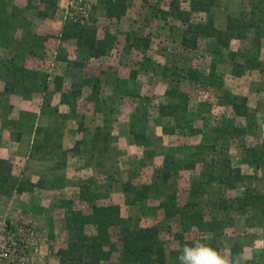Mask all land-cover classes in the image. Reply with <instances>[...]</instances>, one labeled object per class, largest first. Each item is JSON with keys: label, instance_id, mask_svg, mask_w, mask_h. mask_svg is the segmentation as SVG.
<instances>
[{"label": "rangeland", "instance_id": "obj_1", "mask_svg": "<svg viewBox=\"0 0 264 264\" xmlns=\"http://www.w3.org/2000/svg\"><path fill=\"white\" fill-rule=\"evenodd\" d=\"M126 1V13L121 18H111L107 15V0H83L81 4L75 0L70 7L72 14L66 13V0H57L56 12L50 15L60 33L65 23L73 22L96 29L100 37L105 32L116 36V51L108 56L116 54L123 60L122 77L115 85L116 91H121L107 93L105 85L102 104L97 92H86L84 98L54 92L55 96L51 94L44 101L51 106L49 122L57 127L15 131L20 134L21 148L18 147L17 161L8 162L5 169L9 181L0 194V228L7 223L33 226L37 238L31 242L30 258L38 264H61L57 253L67 244L66 216L75 208L89 210L94 204H117L124 219L159 227L168 264L178 261L177 250L190 236L205 237L229 254L243 251L249 257L248 264H264V253L256 251L264 247V216L260 211L264 210V201L256 209L241 208L237 202L246 187L263 191L264 164L244 158L246 149L260 148L264 139V0H175L179 5L176 14L170 8L171 0ZM86 2L88 15L84 16L81 5ZM40 6V12H52L54 8H47L48 3ZM257 6L260 9H255ZM231 15L253 18L255 27L247 37L233 38L224 46L214 37L200 35L194 45L195 24L212 20L216 27L225 29ZM60 33L59 39L64 40ZM136 34L150 38L151 45L134 47ZM184 34L188 41L182 44ZM108 56L107 62H116ZM59 58H65L64 52ZM124 60H132V67ZM60 66L65 68L64 64ZM188 69L196 70L198 79L186 78ZM94 79L91 77L87 85L92 87ZM133 79L138 81L133 84ZM98 87L99 94V81ZM234 103L246 106L248 114L237 116ZM97 108L100 113L105 111L112 126L133 113L136 151L130 158L122 156L117 160L114 155L110 163L102 166L106 169L100 175L88 172L89 163L79 167V172H65L56 163L65 157V132L60 126L70 121L75 126L72 131L76 140L90 138V131L80 130L85 124L95 125ZM2 111L6 119L11 111L7 102ZM42 121L28 111L19 120L11 119L9 125L16 130ZM105 132H101V143L116 136L106 138ZM125 133L120 129L117 138ZM44 142L54 150L39 153ZM39 158L51 162L34 160ZM227 165L241 168L247 177L233 181L232 187H227V182L220 185L216 178ZM166 171L168 179L163 176ZM88 177L101 182L89 183ZM193 184L204 193L198 196L200 203L195 209L205 213L213 228L205 232L198 227L189 233L178 216L166 217L159 207L170 193H176L181 204L193 200L189 193ZM146 186L150 187L149 197L134 204L128 202L127 198H135L136 192ZM117 256L114 253L112 260L104 264H117Z\"/></svg>", "mask_w": 264, "mask_h": 264}, {"label": "crops", "instance_id": "obj_2", "mask_svg": "<svg viewBox=\"0 0 264 264\" xmlns=\"http://www.w3.org/2000/svg\"><path fill=\"white\" fill-rule=\"evenodd\" d=\"M39 2V0H0V100H5L0 102V159H7V162H14L18 158L20 134L15 131H23L26 127L34 131L57 127L56 123L49 122L51 106H48V103L44 101L48 96L50 98L51 94L55 96L54 92L57 95L60 92L61 95L66 93L72 98L80 96L84 98V93H93L91 85H87L90 82L86 81H91V77L100 80V92L97 94L101 97L100 102L103 101L102 89L105 88V85L108 87L107 93L113 90L115 95L121 91V89L116 91L117 86L115 87V85L120 82L119 79L122 77L120 68L123 65V60H120L116 54H111V57H109L110 55L106 56L115 58L116 62L111 60L107 62L106 56L99 58L90 56L88 49L79 45L76 38L59 39L60 32L56 29L55 19L51 15L40 14V5L42 4ZM98 35L100 34L98 33ZM112 51L115 52L116 49L113 48ZM63 52L65 58L61 59L59 55L61 57ZM112 63L116 64L111 65ZM124 63L131 67L133 64L132 60H124ZM61 64H64L65 68H62ZM26 70H31L34 74L23 78L22 73ZM137 81V79H133V84ZM41 83H45V87H42ZM130 83L129 85H131ZM79 84H82L80 89L76 87ZM102 84H104L103 87ZM26 85L30 89H27ZM79 92L81 94H77ZM88 100H91V97ZM4 102H7L11 107L10 114L8 113L6 119L4 118L5 113L2 111ZM28 111L35 113L37 120L44 121L31 122V127L24 124L21 129L16 130L11 127V119L19 120L21 114ZM69 112H73L72 107ZM132 114L131 112V114L125 115V119L120 118L118 124L112 126L107 120L105 111L100 113L97 108L96 114L93 115L96 119L95 125L85 124L84 129L80 130L91 132L90 138L85 136V140H82L81 137L79 138L81 140L75 139L72 131L75 126L70 121L64 126H60L65 132L62 148L65 157L61 163H58L59 160L56 162L57 166L63 167L65 172L70 173L79 172V167L89 163L91 168L86 171L96 172L100 175L101 170L106 169L102 166L110 163L109 161L114 155H117V160L122 156L133 157L131 155L136 151L137 145L132 138ZM120 129L127 133L123 137L119 136L118 139L117 134ZM102 130L106 131V138H111L113 134L116 136L101 143ZM41 145L39 153L44 149L54 150L48 142H44L43 147ZM79 147L81 151H79ZM87 148L88 151H86ZM34 160L51 162L50 159L42 160V158ZM40 165L39 168L43 169L42 163ZM88 178L89 183L101 182L97 181L95 177Z\"/></svg>", "mask_w": 264, "mask_h": 264}, {"label": "trees", "instance_id": "obj_3", "mask_svg": "<svg viewBox=\"0 0 264 264\" xmlns=\"http://www.w3.org/2000/svg\"><path fill=\"white\" fill-rule=\"evenodd\" d=\"M39 3H48L47 8H53L52 12H40L42 15H50L56 12L57 0H39ZM170 8L176 14L175 9H179L178 3L175 0L170 1ZM196 4V3H195ZM199 4V3H197ZM107 15L111 18H121L128 8L126 0H107ZM205 10V8H201ZM255 9H260L259 6ZM262 10V8H261ZM171 12V13H172ZM186 19L185 21H187ZM261 22H264V15L261 17ZM188 23V22H185ZM197 44L200 35H208L214 37L219 44L224 46L229 45L233 38H245L250 31L255 27L253 18H238L234 16L228 17L227 27L225 29L218 28L214 25V21L210 20L207 24H195ZM64 40L69 38H76L78 44L88 49L89 55L95 58L108 55L115 47L116 36L105 32L102 37H99L98 31L94 28H88L78 23H65L62 31ZM188 41L185 34L183 36L182 44ZM127 40H129L127 38ZM134 47L140 48L143 46H150V38L136 34L134 38ZM34 74L31 70H26L22 73L25 76H32ZM186 78L190 80L198 79L196 70H186ZM91 82L90 80H86ZM92 83L93 94H98L99 78L94 79ZM45 87L44 84H40ZM27 89L28 86L26 85ZM97 88V89H96ZM80 91V90H79ZM234 112L237 116H246L248 109L246 106H240L237 103L233 104ZM240 131L239 128L235 130ZM134 135V132H133ZM215 147V146H214ZM259 152V156L256 153ZM251 153V154H250ZM246 157L244 159L256 160L258 163L264 164V139L261 140L260 148L246 149ZM253 156V157H252ZM247 161V162H248ZM229 164V163H227ZM8 162L0 159V194L3 193L9 177L6 175V166ZM189 167V165L187 166ZM194 167V166H190ZM168 171L163 176L169 178ZM225 175V176H222ZM247 175L243 174L239 167L230 168L229 165L221 168L220 175L216 178L220 185L227 182V187L233 186V181L238 182L244 180ZM193 184L190 194L193 200H188L181 204L176 193L167 194L165 200L161 201L159 207L163 209L166 217L178 216L181 220V225L184 230L192 233L195 228H200L203 232L213 229L209 227L210 220L205 218V213L200 209H195L200 202V197L204 193L199 191ZM21 191L18 188H12ZM145 189V191H144ZM150 195V187L146 186L142 190L136 192V197L133 199L127 198L129 203H137ZM144 201V200H143ZM264 201V176H263V191L252 190L246 187L243 196L237 199L241 208L251 207L256 209ZM146 202V201H144ZM261 215L264 216V210H261ZM65 228L68 234L67 244L58 250V257L61 264H104L110 262L114 253H118L117 264H168L166 249L160 239V231L157 225H141L132 218L124 219L121 212V207L117 204H94L89 210L82 208L73 209L65 220ZM201 236H190L185 243ZM205 238V237H204ZM214 247L219 246L210 241ZM175 264H179L177 261Z\"/></svg>", "mask_w": 264, "mask_h": 264}, {"label": "built area", "instance_id": "obj_4", "mask_svg": "<svg viewBox=\"0 0 264 264\" xmlns=\"http://www.w3.org/2000/svg\"><path fill=\"white\" fill-rule=\"evenodd\" d=\"M66 13L70 11L71 4L75 0H66ZM82 3L83 0H76ZM87 2L81 5V12L87 16ZM37 231L33 226H23L18 224H5L0 228V264H38L30 258L31 242L36 240ZM32 248V247H31Z\"/></svg>", "mask_w": 264, "mask_h": 264}, {"label": "clouds", "instance_id": "obj_5", "mask_svg": "<svg viewBox=\"0 0 264 264\" xmlns=\"http://www.w3.org/2000/svg\"><path fill=\"white\" fill-rule=\"evenodd\" d=\"M255 247V242H253ZM179 264H248L249 257L243 251L229 254L220 248L214 247L206 238H196L185 243L178 250ZM256 251L264 253V247Z\"/></svg>", "mask_w": 264, "mask_h": 264}]
</instances>
